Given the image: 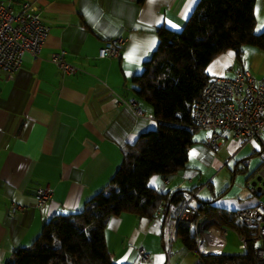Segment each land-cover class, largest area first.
Returning a JSON list of instances; mask_svg holds the SVG:
<instances>
[{
    "label": "crops",
    "instance_id": "1",
    "mask_svg": "<svg viewBox=\"0 0 264 264\" xmlns=\"http://www.w3.org/2000/svg\"><path fill=\"white\" fill-rule=\"evenodd\" d=\"M25 1L32 0H0V6L15 11ZM35 1L48 27L40 56L24 54L13 74L0 70V264L16 248L29 245L48 218L81 210L109 182L125 146L156 127L152 107L138 97L133 76L155 49L157 29L181 30L199 0ZM254 14L256 24L260 17L264 25V0H255ZM112 37L125 40L119 56L100 58L99 47ZM245 49L241 63L234 51L222 52L207 66V73L211 78L230 77L245 70L260 79L264 51ZM58 52L81 70L61 71L50 60ZM131 99L138 114L129 107ZM223 136L217 151L205 142L196 145L193 137L185 168L149 180L164 192L183 191V206L163 207L153 219L131 213L110 217L104 237L116 264H198V256L182 244L176 246L173 236L184 206L210 202L235 212L264 204V192L253 195L245 185L248 174L264 161V151L253 153L250 143H241L230 131ZM245 158H250L247 165ZM217 178H223V187ZM45 185L53 194L38 206L35 194ZM226 228L240 241L237 231L205 214L193 225L196 235L207 231L213 235L217 229L226 234ZM141 246L146 248V261L139 257ZM205 246L197 247V252L202 254ZM226 246L225 241L221 252Z\"/></svg>",
    "mask_w": 264,
    "mask_h": 264
},
{
    "label": "trees",
    "instance_id": "2",
    "mask_svg": "<svg viewBox=\"0 0 264 264\" xmlns=\"http://www.w3.org/2000/svg\"><path fill=\"white\" fill-rule=\"evenodd\" d=\"M254 5L255 0H199L181 30L157 29V45L132 79L138 97L152 107L156 127L125 146L109 182L81 210L48 218L37 237L16 248L5 264H116L104 237L110 217L131 213L153 219L163 207L183 206V191L164 192L149 180L186 167L199 129L192 107L211 79L210 62L232 50L241 63L246 45L264 51V29L255 32ZM197 211L247 236L242 253L200 254L193 230L197 217L180 215L173 236L196 253L198 264H257L254 232L237 221L234 211L210 202H201Z\"/></svg>",
    "mask_w": 264,
    "mask_h": 264
},
{
    "label": "built area",
    "instance_id": "3",
    "mask_svg": "<svg viewBox=\"0 0 264 264\" xmlns=\"http://www.w3.org/2000/svg\"><path fill=\"white\" fill-rule=\"evenodd\" d=\"M40 11L41 6L35 0L21 2L15 11L7 6H0L1 71L9 75L16 72L26 53L33 58L40 56L41 48L48 36V27L43 23ZM124 41L122 37L106 39L98 49V56L118 57ZM50 60L64 73L75 74L81 70L67 62L63 52L53 53ZM128 104L135 113L140 112L134 99L128 101ZM192 120L198 128L210 130L205 144L214 151L219 150L224 139V131H230L241 143H250L253 153L260 149L264 151V75L256 79L249 72L238 70L230 77L211 78L201 96L193 104ZM249 160L250 158H245L242 162L247 165ZM245 185L253 195L264 192V161L254 173L246 177ZM52 194V187L40 186L35 194L36 204L43 206ZM199 215L195 207L184 206L181 211V217L184 219H192ZM235 215L240 224L253 230L255 240H260L253 249L257 264H264V204L257 203L239 209L235 211ZM196 227L200 229L199 222L196 223ZM237 233L242 246H245L247 236ZM217 236L219 244L215 250H210V253L221 252L224 246L225 232L217 229ZM196 237L198 248L205 243L206 246L202 249H208L207 244L210 242L208 240L214 239L210 231L204 232L203 235L197 233ZM139 257L142 261L148 260L144 246L139 248Z\"/></svg>",
    "mask_w": 264,
    "mask_h": 264
},
{
    "label": "rangeland",
    "instance_id": "4",
    "mask_svg": "<svg viewBox=\"0 0 264 264\" xmlns=\"http://www.w3.org/2000/svg\"><path fill=\"white\" fill-rule=\"evenodd\" d=\"M263 29H264V25L261 24V19L259 17V19L257 21V24L255 26V32H260ZM245 48H252V47H250L249 45H246V46H244V50H246ZM209 135H210V130L204 129V128H199L198 131L193 136L194 139L197 141L196 142V145L197 144H202L203 142H205L206 138ZM223 181H224L223 178H217L218 185H222V187L224 186L223 185ZM247 190H248V188H247ZM174 240H175L176 246H182L183 245L182 242L180 241V239L174 237ZM225 241L227 242V246L224 248V253L232 254V253H242L244 251V248L245 247L244 246L238 247V243H241V241H239V240L236 239L235 234L229 228H226ZM259 243H260V240H255V244H259ZM231 244H233V247L232 248H229V246ZM230 249H235V250H230ZM191 253L194 256L196 255L195 252H191Z\"/></svg>",
    "mask_w": 264,
    "mask_h": 264
},
{
    "label": "bare ground",
    "instance_id": "5",
    "mask_svg": "<svg viewBox=\"0 0 264 264\" xmlns=\"http://www.w3.org/2000/svg\"><path fill=\"white\" fill-rule=\"evenodd\" d=\"M213 237L214 239L210 238L208 241H210L208 244H207V248L208 249H202V254H205L206 252L207 253H210V250H215L218 246V236H217V233H216V230L213 234ZM214 240V242H212Z\"/></svg>",
    "mask_w": 264,
    "mask_h": 264
},
{
    "label": "water",
    "instance_id": "6",
    "mask_svg": "<svg viewBox=\"0 0 264 264\" xmlns=\"http://www.w3.org/2000/svg\"><path fill=\"white\" fill-rule=\"evenodd\" d=\"M257 170V169H256ZM256 170H254L253 172L249 173L248 175H251L252 173H254ZM258 179L260 178V176L257 177Z\"/></svg>",
    "mask_w": 264,
    "mask_h": 264
}]
</instances>
